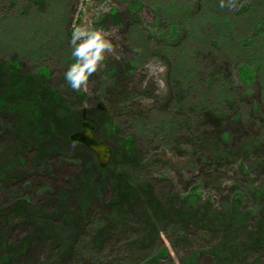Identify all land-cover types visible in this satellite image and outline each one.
<instances>
[{
	"label": "rangeland",
	"instance_id": "1",
	"mask_svg": "<svg viewBox=\"0 0 264 264\" xmlns=\"http://www.w3.org/2000/svg\"><path fill=\"white\" fill-rule=\"evenodd\" d=\"M78 24L114 51L76 90L64 72ZM0 63L8 81L52 87L40 112L70 122L20 136L24 114L0 102V264H264V0H0ZM95 105L116 128L79 113ZM83 120L134 147L97 170L94 152L59 140ZM124 170L150 202L115 207Z\"/></svg>",
	"mask_w": 264,
	"mask_h": 264
},
{
	"label": "trees",
	"instance_id": "2",
	"mask_svg": "<svg viewBox=\"0 0 264 264\" xmlns=\"http://www.w3.org/2000/svg\"><path fill=\"white\" fill-rule=\"evenodd\" d=\"M8 61L10 60H7V62ZM7 65L8 63L6 64V66L0 63V89H3V91L0 92V102L7 111L8 110L10 111V113L24 114L23 118H19L17 122H15V124L17 123V126L14 125L15 134H19L21 136L23 133L29 132L31 129L29 128L28 122L30 121L33 124L31 126H33L36 130H40L42 129V127H45V125H48V128L46 130L44 129L42 130L50 135H52V130H56V129L60 130L61 129L60 125L62 123L63 124L65 123V125L70 124L69 117L67 114L56 116L53 113H48L47 115H45L40 112V108H42L44 112L52 111L48 106H45L42 104L43 102L49 103L48 100L52 99L53 101V97L54 96L56 97V94L54 92L55 90H53L52 87H46L43 85L38 86V83L35 80L29 81L28 78H25L24 76L22 78L18 77L16 81H15L16 77H13V78L11 77L10 80L8 81V77H10L9 74L11 75L12 73V68ZM7 73H8V76H7ZM12 76H16V74L15 75L12 74ZM7 81H8V84H6ZM32 89L33 90L37 89L36 93H33ZM109 111L110 110L108 107L103 108V107H99L95 105L94 109H92L91 111H88V112L83 111L79 113H81L82 117H85L86 120L93 123L94 125H97V124L103 125V123L106 122V125L104 126H106V128H109L108 130H110L111 128H116V127H115V124H113L112 122H109V125L107 124V121H110L112 119L111 118L112 114L109 113ZM66 113H68V111H66ZM33 118L34 120H32ZM83 121H78V122H80L79 124L81 125ZM71 129L70 128L67 129L68 133L65 132V134L63 135L64 139L59 138V140H68L69 138L68 134ZM108 130L107 131L102 130L101 132L103 133L105 131L109 133L108 135H111L112 132ZM94 136L97 140L102 141L108 145L107 141L104 138L106 134H104V136L102 137L97 136V135H94ZM27 137H28V140H24V142H27V143H23V145L27 146V144L30 145L29 143H31L36 146V143L33 140L34 138L32 139V137L29 134ZM21 139L19 140L22 141ZM52 145L53 144H50L51 147L50 146L49 147L55 150L58 148V146L60 147L59 144L57 145L54 144L53 146ZM116 145L117 146L115 149L124 148V149L132 150V148L134 147V141L130 136L129 137L123 136L117 139ZM83 147L85 148V150H87L89 154H93L85 146ZM39 148L40 147H38L37 149L40 150ZM115 149L112 148V154H113V151H116ZM95 167L99 171L104 170V169H100L97 163L95 164ZM130 179L132 178L126 170H124V174L120 173V174H117L116 176L114 175L113 182L116 180V186H114L112 190L116 192V195H118V198L117 200L114 199L113 202L116 204H119V206H115V207H120V209L121 208L123 209L124 204L128 203V200H131L135 197L143 198L145 204H147V201L150 202V199H151V197H149V194L151 193L150 188L147 185H143L141 183L134 184L133 181H131ZM85 183L86 181L84 180L83 184ZM158 211L163 214V217H166L163 212H171L172 210L169 211L167 210V208H159ZM28 213L31 214L33 218L36 220V223L33 224V229L35 232H40V233L44 232V227L47 229L48 232H52V230L48 226L47 227L44 225L40 226L41 224L37 223V221L39 222L41 218H44L43 217L44 213H40L35 210H28ZM172 213L173 215H178L180 212H179V209H175L173 210ZM168 217L169 216L167 215V218ZM54 233L58 235V233L56 232ZM67 244L68 243L66 242L65 245ZM68 245H69L68 249L71 247L74 248L76 246V243L74 241L73 242L71 241ZM162 251L165 252V249ZM58 256H60V253L58 254ZM51 264H57V263L56 261H54Z\"/></svg>",
	"mask_w": 264,
	"mask_h": 264
},
{
	"label": "clouds",
	"instance_id": "3",
	"mask_svg": "<svg viewBox=\"0 0 264 264\" xmlns=\"http://www.w3.org/2000/svg\"><path fill=\"white\" fill-rule=\"evenodd\" d=\"M71 44L74 61L64 72V78L73 89L78 90L98 70L106 53L114 51V45L101 30L88 24L73 25Z\"/></svg>",
	"mask_w": 264,
	"mask_h": 264
},
{
	"label": "water",
	"instance_id": "4",
	"mask_svg": "<svg viewBox=\"0 0 264 264\" xmlns=\"http://www.w3.org/2000/svg\"><path fill=\"white\" fill-rule=\"evenodd\" d=\"M81 130H75L69 135V139L80 143L94 152L97 157L98 166L104 168L109 162L111 156L110 147L102 141L95 138L93 134V125L87 121L81 123Z\"/></svg>",
	"mask_w": 264,
	"mask_h": 264
},
{
	"label": "flooded vegetation",
	"instance_id": "5",
	"mask_svg": "<svg viewBox=\"0 0 264 264\" xmlns=\"http://www.w3.org/2000/svg\"><path fill=\"white\" fill-rule=\"evenodd\" d=\"M80 128H81V127H80ZM80 128H79V129H80ZM81 129H82V128H81Z\"/></svg>",
	"mask_w": 264,
	"mask_h": 264
}]
</instances>
